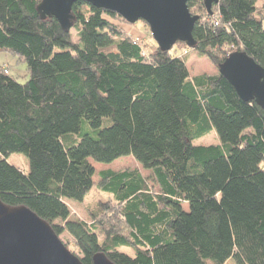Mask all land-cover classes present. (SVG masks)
<instances>
[{
    "label": "trees",
    "instance_id": "trees-1",
    "mask_svg": "<svg viewBox=\"0 0 264 264\" xmlns=\"http://www.w3.org/2000/svg\"><path fill=\"white\" fill-rule=\"evenodd\" d=\"M39 2L0 0V53L27 75L0 65L1 202L67 232L83 264L98 252L113 264H264V110L219 71L187 67L190 51L217 67L235 50L264 67V2L216 0L209 13L204 0L188 1L196 46L177 42L180 56L86 2L73 3L64 31L40 19ZM213 131L218 142L194 144ZM71 134L79 141L63 144ZM13 152L28 158L27 172L6 160ZM127 155L150 174L105 169L95 182L89 159ZM93 188L110 207L73 216L68 200Z\"/></svg>",
    "mask_w": 264,
    "mask_h": 264
},
{
    "label": "water",
    "instance_id": "water-1",
    "mask_svg": "<svg viewBox=\"0 0 264 264\" xmlns=\"http://www.w3.org/2000/svg\"><path fill=\"white\" fill-rule=\"evenodd\" d=\"M81 1L120 15L128 23L144 21L161 51L177 42L196 46L193 27L198 20L187 3L190 0H40V19L54 17L69 31L75 17L74 2ZM204 0L207 12L212 2ZM219 73L243 101H254L264 110V67L245 51L235 50L217 66ZM0 264H83L52 227L26 206H8L0 200ZM92 264H113L103 252L92 257Z\"/></svg>",
    "mask_w": 264,
    "mask_h": 264
},
{
    "label": "rangeland",
    "instance_id": "rangeland-1",
    "mask_svg": "<svg viewBox=\"0 0 264 264\" xmlns=\"http://www.w3.org/2000/svg\"><path fill=\"white\" fill-rule=\"evenodd\" d=\"M264 0H257L256 6H261ZM117 23L123 30H125L128 34H134L140 37L141 40H148V37H152L148 25L144 21H137L133 24L128 22H123L119 20H113ZM263 27H264V20H263ZM73 33V40H76L75 32ZM182 50L179 49L178 45H174L171 49V53L175 56H180ZM4 53H0V65H6L9 68L10 73L16 74L19 77V81L24 82L27 79L26 75V66L24 63H14V60L4 61ZM9 57V56H8ZM189 60L187 62V67L191 76L200 73H215L217 72V67L212 64L207 58L198 56L195 52L190 51L189 53ZM3 60V61H2ZM12 61V62H11ZM7 62V63H6ZM109 119H104V121H108ZM65 138H68L65 139ZM80 136L78 134H71L67 135L66 137L62 138L63 144H74L79 141ZM218 136L213 131L208 135H204L199 139L194 141V144H211L218 142ZM6 160L18 167L21 171L27 172L29 169L28 165V158L20 152H13L10 153ZM90 163L93 165L95 169V182H98L99 176L98 172L105 169H112V170H123V169H136L142 175L148 176L150 171L143 168L138 162H136L130 155L119 157L113 160L110 163H100L95 162L92 159H89ZM112 199L110 196L105 192H102L98 188H93L85 197L82 202H76L73 200H68V202L73 203L70 204L71 212L73 216L80 217L82 219L88 218V213L90 210L96 209L99 206L101 208L104 205H107L106 208H101L100 211H105L107 208L110 207ZM101 204V205H100ZM184 208H187V205L184 204ZM59 238L62 242L67 246V248L74 253H77V249L75 248V244L73 238L67 232H61L59 234ZM120 251H123L131 256L134 255V250L131 248H121ZM226 264H236L234 259L227 260Z\"/></svg>",
    "mask_w": 264,
    "mask_h": 264
},
{
    "label": "crops",
    "instance_id": "crops-1",
    "mask_svg": "<svg viewBox=\"0 0 264 264\" xmlns=\"http://www.w3.org/2000/svg\"><path fill=\"white\" fill-rule=\"evenodd\" d=\"M4 61H10V60H14L13 62L14 63H17V61H16V58L15 57H13V56H11V55H9V54H6V53H4ZM9 56V57H8ZM188 60H189V57H188ZM3 61V60H2ZM12 62V61H11ZM188 62V61H187ZM7 63V62H6ZM3 65V64H2ZM4 67H7L6 65H3ZM9 69V68H8ZM70 204H73V203H70Z\"/></svg>",
    "mask_w": 264,
    "mask_h": 264
},
{
    "label": "built area",
    "instance_id": "built-area-1",
    "mask_svg": "<svg viewBox=\"0 0 264 264\" xmlns=\"http://www.w3.org/2000/svg\"><path fill=\"white\" fill-rule=\"evenodd\" d=\"M134 41L136 42V41H140V40H139V38H138V37H136V38L134 39Z\"/></svg>",
    "mask_w": 264,
    "mask_h": 264
}]
</instances>
